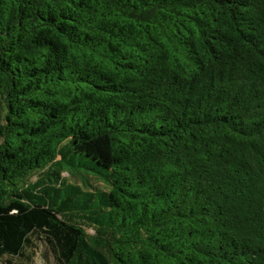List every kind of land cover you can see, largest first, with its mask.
<instances>
[{
    "label": "trees",
    "instance_id": "trees-1",
    "mask_svg": "<svg viewBox=\"0 0 264 264\" xmlns=\"http://www.w3.org/2000/svg\"><path fill=\"white\" fill-rule=\"evenodd\" d=\"M37 261L264 264V0H0V264Z\"/></svg>",
    "mask_w": 264,
    "mask_h": 264
},
{
    "label": "rangeland",
    "instance_id": "rangeland-1",
    "mask_svg": "<svg viewBox=\"0 0 264 264\" xmlns=\"http://www.w3.org/2000/svg\"><path fill=\"white\" fill-rule=\"evenodd\" d=\"M93 164H94L93 162H89V165L92 166ZM64 176H67V174H64ZM97 181H98V180H96L95 178L93 179V183H94V184H96ZM97 185H98L99 187H102V188L104 189L102 183H97ZM36 264H41V263H40L39 261H37ZM51 264H56V263H55V262H52Z\"/></svg>",
    "mask_w": 264,
    "mask_h": 264
}]
</instances>
